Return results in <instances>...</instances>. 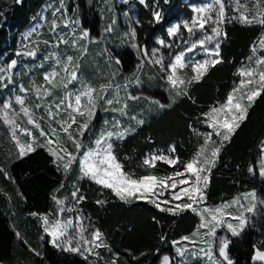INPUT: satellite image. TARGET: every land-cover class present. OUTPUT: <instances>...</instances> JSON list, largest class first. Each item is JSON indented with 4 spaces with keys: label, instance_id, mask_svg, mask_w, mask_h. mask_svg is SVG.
Masks as SVG:
<instances>
[{
    "label": "snow or ice",
    "instance_id": "1",
    "mask_svg": "<svg viewBox=\"0 0 264 264\" xmlns=\"http://www.w3.org/2000/svg\"><path fill=\"white\" fill-rule=\"evenodd\" d=\"M122 2L127 4L129 0ZM139 3L149 6L146 0H139ZM165 3H168V0H165ZM233 4L232 10L239 13L238 15L226 14L229 6L225 0H207L200 6H193L191 8L193 15L189 20H183L167 28L168 37L179 41L175 46L177 50L169 51L167 57L161 53V48L173 49L174 45L164 39L158 38L156 43L161 48L154 47L149 53L147 49H141L136 44L135 27L130 25L123 34L130 46L138 51L140 59L138 70L145 64L158 66V73L163 74L160 78L166 81L173 93L172 103L176 102L177 97L192 99L189 96L190 86L199 82L210 67L223 62L220 54L221 37L227 38V33L222 28L223 24L239 22L264 28L262 0H247L243 4L241 0H233ZM60 5L61 7L52 13L54 17L61 13L63 0H60ZM152 15L157 23L163 19L158 0L152 9ZM36 27L33 25L27 35L36 33ZM57 27L53 20L50 30L55 33ZM182 28L188 33L187 38L184 37ZM112 30V26L109 25L105 32ZM80 39L96 42L85 30L79 38L73 36L71 40V46L80 53L79 57L54 50L45 55L39 64L31 67L24 65V76L30 80L28 87L25 86L20 71H13L20 63L18 59L13 58L6 64L0 63V124L8 131V137L16 149L17 159L22 160L35 153L38 148H44L52 157L51 162L57 171H61L66 178L76 172L72 181L71 206L68 205V197L61 199L56 195L65 187L64 182H61L60 188L52 195L56 205L54 212L29 213L41 222L45 234L41 236V240L49 237L47 242L53 247L76 254L88 264H92L91 257H95L96 261L102 259L98 249L109 248L104 233L91 223H84L87 218L79 210V205L87 198L81 194L79 182L87 179L101 189L110 190L112 195L122 202L145 201L160 212L173 216L191 211L199 217L198 223L189 235L171 241L175 257L162 254L160 264H190L189 256L203 260L204 264H235L230 255L233 238L242 236L245 229L252 224L254 217L264 215V197H259L256 191L252 190L209 206L207 189L220 153L248 118L249 110L256 98L264 93V32L250 46L251 55L247 57V62L242 63L234 73L240 79L234 84L226 99L209 105L208 109L200 114L202 119L199 122L210 131L200 132L193 128L194 134L202 139V143L198 142L192 156L181 162L180 157L175 155V145H170L167 152H151L142 159L141 167L146 169H155L158 162L173 167V172L164 176L154 172L137 175L126 171L120 162L115 151L116 144L136 130L132 125L125 123V118L135 121L137 125L144 123L135 115L129 116L127 100H137L139 97L128 94L122 102L119 97L121 85H114L109 81L96 88L82 79L81 60L86 57L88 49L87 45L78 44ZM33 43L38 45L39 41ZM44 43L48 45L49 41L45 40ZM61 43L68 44L69 41L58 37L56 47L58 48ZM209 44L213 46L209 48ZM27 47L25 45V48ZM197 49L203 50L205 59L196 60L190 56ZM38 51V47L27 51L18 50L15 56L31 57L35 60ZM258 52L261 55H257ZM45 62H51L49 64L51 70L43 72L44 83H37L32 79L34 67L43 69ZM115 64L120 65L121 60L115 59ZM188 68H191L193 73L190 78L185 71ZM133 78L137 85L140 84L139 77L126 78L127 83L123 86L125 89ZM57 89L61 92L60 96L55 94ZM30 100L32 103H29ZM192 102L196 103L194 99ZM171 106L172 104L160 105L161 108ZM101 111L114 115L111 120L105 118L97 129L93 121ZM44 124L47 125V129ZM69 142L74 150L67 147ZM258 148L259 174L264 178V139H261ZM177 165L180 166L176 167ZM253 171L254 169L250 167L249 172ZM0 175L15 183L10 170L0 167ZM96 203L105 205L108 201L97 199ZM64 213L74 215L62 219ZM218 230L223 231L224 235H218ZM16 235L18 239H22L20 233L17 232ZM160 240L164 244L168 243L166 235H161ZM24 243L27 244V241ZM28 250L35 256L42 257V253L31 246H28ZM252 250L253 264L256 262L264 264V240L252 244ZM156 251L160 253V249ZM118 255L113 253V259L107 264H118ZM143 255L145 253H141V256ZM133 259L138 257L133 256Z\"/></svg>",
    "mask_w": 264,
    "mask_h": 264
},
{
    "label": "trees",
    "instance_id": "2",
    "mask_svg": "<svg viewBox=\"0 0 264 264\" xmlns=\"http://www.w3.org/2000/svg\"><path fill=\"white\" fill-rule=\"evenodd\" d=\"M44 1L0 0V55L9 45L13 47L21 30L29 24L30 15L35 14ZM75 2L80 9L82 25H91V31L98 34L102 18L93 3L89 0ZM158 3L163 17L160 23L153 18L150 7L134 1L132 9L135 10L136 19H132V24L137 32L136 42L140 45L152 42L156 34L169 40L167 23L181 13L185 16L191 13L184 0H168V3L158 0ZM114 6L120 7L119 4ZM228 6L226 14L236 15L232 4ZM222 28L227 33L226 39L221 37L220 54L223 62L210 67L199 82L190 86L189 96L196 103L188 97H177L176 102L172 103L173 93L166 81L160 78L163 74L158 73V66L145 64L138 70L140 59L127 41L122 42L119 31L103 32L105 36L109 35L114 48H120L118 56L110 55L114 61L117 58L121 60V64L117 66L131 69V76L140 79L139 85L132 84L128 89L139 99L127 100V103L129 110L136 113L144 123L137 125L132 122L131 125L136 130L125 140L118 141L115 149L126 171L137 175L148 172L157 175L172 173L173 167L160 162L155 169L141 167L146 152L154 146L165 148L169 144L175 145V155L180 157L181 162H185L192 156L198 142L202 143V139L193 132V128L200 132L207 129L199 122L202 119L200 114L209 105L225 99L228 91L240 79L234 73L242 63L247 62V57L251 55L250 46L264 32V28L259 25H244L239 22L225 23ZM10 54L6 57L9 58ZM185 71L190 78V69ZM118 75H122V72L118 71L116 77ZM161 104L172 106L161 108ZM261 139H264V93L256 98L248 118L220 153L211 173L207 204H219L236 193L250 189L264 196V178L259 174L258 163ZM51 161L52 157L44 148H38L35 153L18 160L8 131L0 124V167L10 170L15 181L13 183L0 175V264H88L76 254L53 247L47 242L49 237L41 240V236L45 235L41 223L37 217L29 215L31 212L55 211L52 195L60 188L61 182H64L65 187L56 195L71 193L76 172L66 178ZM250 167L254 169L251 173ZM79 186L81 194L87 197L79 205V210L87 218L86 221L104 233L109 246L98 249L102 259L96 261L95 257H91L92 264H107L113 259V253L119 254L118 264H158L162 254L174 257L171 241L190 234L199 221V217L191 211L173 216L160 212L145 201L122 202L110 190L101 189L87 179L81 180ZM97 199H105L108 203L98 205ZM17 232L22 239L17 238ZM161 235L167 236V244L161 242ZM262 240L264 215H257L242 236L233 238L230 255L235 264H253L252 244ZM28 246L40 251L42 257L35 256L28 250ZM157 249H160V253H157ZM141 253L145 255L141 256ZM133 256L138 259H133ZM188 260L190 264H204L201 259L190 257Z\"/></svg>",
    "mask_w": 264,
    "mask_h": 264
},
{
    "label": "rangeland",
    "instance_id": "3",
    "mask_svg": "<svg viewBox=\"0 0 264 264\" xmlns=\"http://www.w3.org/2000/svg\"><path fill=\"white\" fill-rule=\"evenodd\" d=\"M90 3H93L95 8L97 9L99 15L102 18V25L99 29V33L95 34L94 31H91V25L86 26L82 25L81 23V14H80V9L78 8V5L76 4L75 0H63V8L61 9V13L58 14L56 17L52 15L53 11L56 8H60V0H45L37 10L35 14L30 15V21L27 26H25L21 32L19 33L18 38L15 41V44L13 47L9 45L6 50L4 51L3 54L0 55V63H8L10 62L13 58H16L20 61L19 65L17 66V69H14L13 71H20L21 76L23 77L25 86L28 87L30 84L29 77L24 76V65L28 66H34L39 64L41 61H43L44 56L47 55L49 52L52 51H59L63 54L66 55H72L73 57H79L80 53L77 51V49L73 48L71 46V40L73 36L79 38L81 33L85 30H87L90 34V37L92 38L93 41L96 42H89L88 39H80L78 40L79 45H87V54L86 57L81 60V68H80V73L82 76V79L90 83L92 86L99 88V85L101 84H106L109 81H112L113 84H119L121 85V88L119 90V97L121 98V101L123 102L128 94H131L130 90H128L132 84H135L134 78L131 83L128 84V87L125 89L123 86L127 83L126 78H130L131 76V69L125 68L123 69L120 66H117L115 64L114 59L111 56H118V53H120V48L112 46L111 38L105 32V29L111 25L112 29L116 32V29L119 31L118 35L119 38L122 40V42H125L123 37V34L127 31L128 27L132 24V19H136V13L135 10L132 9L134 5V1H139V0H129L127 4L123 3L122 0H89ZM191 9L193 6H200L203 3L207 2V0H184ZM227 4H233V0H225ZM247 0H241V3H246ZM146 3L149 5L150 9L152 10L153 7L156 4V0H146ZM115 4H119V8H115ZM130 8V9H129ZM132 9V10H131ZM160 9V7H159ZM125 13H127V16H125ZM238 15L239 13H235ZM193 15L192 11L189 16H185L184 14H179L177 18L171 19L167 25H166V30L169 26L175 23H180L183 20H189L191 16ZM41 17H43L41 19ZM55 20L56 24L58 27L55 30V33H53L51 29V24L52 21ZM115 21V23H113ZM33 25H36V33L31 34L28 36V32L30 28L33 27ZM95 26V25H94ZM96 30V29H95ZM112 30V31H113ZM181 31L184 32V37H188V33L186 30L183 28ZM27 37V38H25ZM58 37H63L64 39L68 40V44H59L58 48L56 47L57 45V39ZM163 39L160 35L156 34L153 36L152 42H149L148 44H144L143 46L140 45L139 43L136 42V44L141 48V49H147V51L150 53L152 48H161L160 45L156 43L157 39ZM258 39V38H257ZM47 40L49 41L48 45H45L44 41ZM165 40V39H164ZM35 41H39V44L37 45L36 43H33ZM167 43H171L174 45L173 49L169 48H161V53L167 57V53L169 51H175L177 48L175 47L176 45L179 44V41L176 40L175 38L169 37V40H165ZM257 41V40H256ZM121 42V43H122ZM129 44V43H128ZM25 45L28 47L25 48ZM130 45V44H129ZM213 45L209 44L208 47L211 48ZM39 48V51L37 53V58L34 60L31 57H16L15 53L16 51H27L32 48ZM133 48V47H132ZM138 56V51L136 48H133ZM8 53H11L9 55V58L6 57L8 56ZM112 54V55H111ZM111 55V56H110ZM257 55H261V53H257ZM190 56H193L194 59L196 60H203L206 58L205 54L203 53L202 49H197L194 51V53L190 54ZM111 57V63H109V58ZM51 62H45V67L43 69L34 67L33 70V75L32 79H34L37 83H44L43 81V72L44 71H50L51 68L49 67V64ZM76 63V60L74 59L73 64ZM246 63V62H245ZM241 66V65H240ZM239 66V67H240ZM238 67V68H239ZM190 69L191 72V68ZM187 70V69H186ZM118 71L122 72V75H118L116 77V73ZM63 75V73H61ZM193 73L191 72V76ZM57 81H59V78H57ZM239 81V80H238ZM238 81L236 83H238ZM235 83V84H236ZM234 86V85H233ZM231 87V89L233 88ZM231 89L228 91V93L231 91ZM227 93V95H228ZM55 94L57 96L61 95V92L59 89L55 90ZM132 95V94H131ZM226 95V96H227ZM226 99V97H225ZM224 99V100H225ZM34 100V97L32 98ZM32 100L29 101V103H32ZM223 100V101H224ZM221 101V102H223ZM128 104V103H127ZM129 107V106H128ZM40 113L38 112L37 115ZM112 113H105V112H98L96 119L93 121V123L96 125V128L99 129L100 125L103 123V120L105 118L111 120L112 118ZM135 115L139 119V116L136 113H133L129 110V116ZM46 119V118H45ZM132 121L130 119L125 118V123L130 124ZM43 123V122H42ZM45 129H47V125L44 124ZM205 131H210V129H206ZM203 131V132H205ZM38 136V133H37ZM41 143H43V140L41 139ZM171 144H169L167 147H159V146H154L153 148L149 149L146 154L151 153V152H156V151H164L167 152L168 147ZM67 147L70 150H74L71 143L69 142L67 144ZM145 154V155H146ZM144 155V157H145ZM171 174V173H167ZM166 175V174H165ZM164 176V175H160ZM254 189L242 191L240 193L252 191ZM72 191V187H71ZM240 193H236L233 196L226 198L224 200H230L232 197L237 196ZM257 193V192H256ZM258 195V193H257ZM259 197H264L260 196ZM61 199L64 197H68V205H72V200H71V193H64L61 196H59ZM209 205V204H208ZM209 206H214V205H209ZM235 211V209H233ZM69 215H74L73 213H64L62 215V219H66ZM54 217H50V219H53ZM41 223V222H40ZM84 223L88 224V221H84ZM42 227V226H41ZM226 231V230H225ZM189 235V234H188ZM218 235H224L223 231L218 230ZM230 235V233H229ZM50 239V238H49ZM179 240V239H177ZM191 247V245H190ZM174 257H175V251H174ZM189 256L188 258H190ZM204 263V262H203ZM160 264V262L158 263Z\"/></svg>",
    "mask_w": 264,
    "mask_h": 264
},
{
    "label": "water",
    "instance_id": "4",
    "mask_svg": "<svg viewBox=\"0 0 264 264\" xmlns=\"http://www.w3.org/2000/svg\"><path fill=\"white\" fill-rule=\"evenodd\" d=\"M144 44H142V46H143ZM256 264H259V262H256Z\"/></svg>",
    "mask_w": 264,
    "mask_h": 264
}]
</instances>
